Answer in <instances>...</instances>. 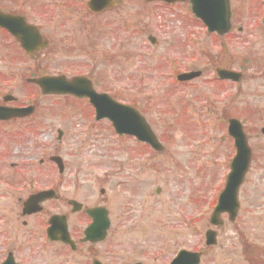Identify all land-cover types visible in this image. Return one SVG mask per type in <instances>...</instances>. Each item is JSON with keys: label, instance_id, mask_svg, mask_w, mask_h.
<instances>
[{"label": "rangeland", "instance_id": "1", "mask_svg": "<svg viewBox=\"0 0 264 264\" xmlns=\"http://www.w3.org/2000/svg\"><path fill=\"white\" fill-rule=\"evenodd\" d=\"M40 1L50 10L58 11L61 4L65 10L60 12L61 34L55 39L65 47L49 57L50 72L88 71L75 64L84 54L66 51L74 37L82 36L76 34L85 33V25L98 29L104 34L102 51L114 57L100 67V90L140 107L166 149L147 158L142 147L118 138L109 125L95 126L85 120L76 105L45 99L44 114L49 115L51 108L54 113L49 118L52 131L45 127L44 137L57 134L58 129L69 133L63 146L68 166L61 175L62 194L93 197V203L99 204L100 191L105 190L116 219L110 245L100 248L102 260L105 264H168L178 249L206 251L208 222L230 171L225 107L236 117L240 104L237 87L218 82L215 69L237 70L245 59L264 51V33L251 27L259 11L235 12L246 30L218 43L192 17H166L160 10L128 4L96 18L85 15L86 0ZM150 35L158 46L148 41ZM191 71L203 72L202 78L177 82L178 75ZM248 82L243 87L245 102L254 104ZM257 125L256 121L248 125L256 158L241 188L240 215L234 222L223 216L225 224L215 229L219 245L204 253L201 264H251L243 240L264 264V177L259 167L264 137L251 132ZM121 218L124 223L117 225Z\"/></svg>", "mask_w": 264, "mask_h": 264}, {"label": "flooded vegetation", "instance_id": "2", "mask_svg": "<svg viewBox=\"0 0 264 264\" xmlns=\"http://www.w3.org/2000/svg\"><path fill=\"white\" fill-rule=\"evenodd\" d=\"M90 1L86 0V6L83 4L87 9L85 15L96 18L114 13L128 4L149 7L156 12L160 10L166 17H189L194 10L192 0H172L173 2L167 3L113 0L110 8L95 14L88 9ZM199 3L209 10L216 8L215 0H200ZM211 4L214 6H210ZM230 7L233 13L264 9L263 0H230ZM60 12L65 10H50L40 0H0V107L12 111L30 108L28 114L15 113L5 117L6 119H0V264H94L96 261L105 264L102 260L104 251H100V248L110 245L113 239L116 219L106 196H103L99 204H95L93 197L75 199L65 197L61 192L63 173L60 174L58 159H62L65 172L68 161L63 146L69 133L62 130L60 133L59 129L57 134L52 132L44 137L47 134L44 132L45 127L52 131L50 116L54 113L51 108L49 115L44 114L43 105H47L45 99L52 101L51 99L58 98L64 104H72L73 107L76 105L85 120L90 122L96 112L89 99H76L68 95L49 96L32 80L54 76L72 82L74 79L87 78L92 87L98 89L103 72L101 65L112 62L114 58L111 53L102 51L105 45L104 34L85 25V33L76 34L82 36L72 39L68 47L70 50L66 53L70 51L72 54H84L89 61L81 56L75 64L87 67L88 71L83 73L76 69L78 72L73 74L51 73L49 57L54 51L58 50L59 53L65 47L61 41L55 40L61 34L58 31L62 15ZM242 26L240 20L233 15L232 35L235 29L243 34ZM251 27L253 31L264 33L263 18H257ZM132 35L136 38L137 33ZM257 52L259 51L253 54ZM260 53L259 56L248 58L246 64L251 74L246 72L242 82L236 85L240 98L237 114L244 124L256 121L258 125L251 132H260L264 137V51ZM248 80L251 81V91H254V104L245 102L247 94L243 87L249 85ZM79 105H83V108ZM225 114L229 115L227 106ZM43 116L47 118L42 119ZM245 128L249 135L248 124ZM142 146L146 157L152 156L153 150L147 145ZM261 148L259 167L263 170L264 177V145ZM252 156L253 165L256 158L254 150ZM36 197L43 198L36 206L41 209L30 214L26 212V204ZM100 207L107 210L110 220L107 239L100 244L86 242L85 232L93 222L89 212ZM54 220L56 222L53 225ZM117 222V225H121L124 219ZM65 224L70 232V243L62 239ZM123 264L127 262L124 261Z\"/></svg>", "mask_w": 264, "mask_h": 264}, {"label": "water", "instance_id": "3", "mask_svg": "<svg viewBox=\"0 0 264 264\" xmlns=\"http://www.w3.org/2000/svg\"><path fill=\"white\" fill-rule=\"evenodd\" d=\"M111 2V0H92V4L90 5V9L94 11H103L104 8L108 5L106 2ZM151 1V0H150ZM229 10V8H228ZM197 18L202 19L209 29V32H218L221 36L228 33L231 30L230 24V12L221 10L216 11V13L204 14L200 13L196 15ZM219 76L224 78H233L234 74L226 72V71H218ZM199 76L194 74L192 76H181L179 81H189L192 78ZM39 85L44 90L45 94H77L78 89L76 88V84H65L61 82L60 79H44ZM89 86V85H88ZM92 90V89H91ZM91 90L88 88L84 92V96H89L94 103V106L98 109L99 117H101L103 108H105L103 101L101 98L109 99L108 97H101L93 94ZM113 109L110 110L105 117H109L114 121V127L118 130L120 134L134 135L137 137L139 141H144L150 144L154 149L159 150V144L157 139H155L151 129L145 123L144 119L139 118L137 113L132 108H125L112 103ZM117 108L118 112H115V108ZM230 135L234 137L237 146V156L234 162L231 165L232 172L228 175V181L225 187V191L219 198L218 206L215 209V213L211 219V223L213 225H220L223 222L220 219L222 214L228 213L230 215V220H234L239 209V204L237 200L239 187L245 180V175L249 170V164L251 161V151L249 146H247V141L245 135H243L241 125L235 122L231 123ZM31 203H33L31 201ZM97 213V211H96ZM96 219V217H95ZM97 225H91V229L89 233L99 236L100 240L104 239L106 234V227H102L101 231L98 232ZM104 230V231H103ZM88 234V236L90 235ZM207 244H215L216 243V234L209 232L207 236ZM199 256L200 255H192L182 253L178 260H176L173 264H199Z\"/></svg>", "mask_w": 264, "mask_h": 264}]
</instances>
